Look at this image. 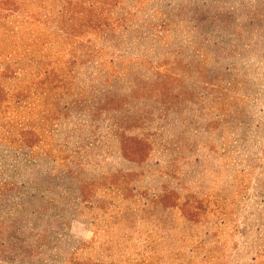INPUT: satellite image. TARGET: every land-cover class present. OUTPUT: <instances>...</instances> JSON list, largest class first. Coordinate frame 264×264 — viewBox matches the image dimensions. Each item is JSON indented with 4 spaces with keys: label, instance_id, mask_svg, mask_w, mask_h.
Masks as SVG:
<instances>
[{
    "label": "rangeland",
    "instance_id": "374dc122",
    "mask_svg": "<svg viewBox=\"0 0 264 264\" xmlns=\"http://www.w3.org/2000/svg\"><path fill=\"white\" fill-rule=\"evenodd\" d=\"M0 264H264V0H4Z\"/></svg>",
    "mask_w": 264,
    "mask_h": 264
},
{
    "label": "trees",
    "instance_id": "16d2710c",
    "mask_svg": "<svg viewBox=\"0 0 264 264\" xmlns=\"http://www.w3.org/2000/svg\"><path fill=\"white\" fill-rule=\"evenodd\" d=\"M0 4H4V0H0Z\"/></svg>",
    "mask_w": 264,
    "mask_h": 264
}]
</instances>
